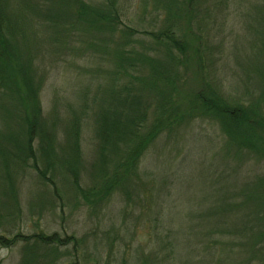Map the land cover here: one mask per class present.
Segmentation results:
<instances>
[{"label":"rangeland","instance_id":"1","mask_svg":"<svg viewBox=\"0 0 264 264\" xmlns=\"http://www.w3.org/2000/svg\"><path fill=\"white\" fill-rule=\"evenodd\" d=\"M83 1L99 6L107 0ZM113 1L132 29L126 35L88 32L67 0H8L14 46L39 83L43 120L56 134L59 159L70 157L67 129L76 119L82 124L83 188L95 181V143L88 122L101 105H110L112 89L119 91L125 82H139L149 113L164 93L169 95V81L177 89L192 90L208 81L264 120V0ZM168 31L195 49L200 45L201 59L198 54L197 60L179 65L166 56L159 46L171 44ZM132 49L146 59H134L138 67L123 60ZM176 91L171 92L173 101ZM230 148L217 120H185L162 132L145 151L136 187L98 203L87 202L76 189L63 161L47 171L55 190L35 170L0 159V231L42 230L76 238L58 252L47 250L24 264H247L249 251L215 248L214 242L233 235L230 228L247 223L248 213L264 203V197L255 198L264 193L259 180L264 178V148ZM7 170L14 176L11 194ZM217 227H226L225 233L211 231ZM24 254L22 241L12 248L0 246V264H23Z\"/></svg>","mask_w":264,"mask_h":264},{"label":"trees","instance_id":"2","mask_svg":"<svg viewBox=\"0 0 264 264\" xmlns=\"http://www.w3.org/2000/svg\"><path fill=\"white\" fill-rule=\"evenodd\" d=\"M67 2L77 21L84 23L85 30L90 33L107 31L113 37L116 33L126 35L129 29L132 30L123 23L113 0H107L99 6L90 5L83 0ZM13 23L8 0H0V159L3 162H12L24 170H35L41 179L52 184L56 190L57 184L53 175H48L47 171L55 170L56 161L63 159H59L55 151L56 134L47 130L43 120L38 95L40 87L35 73L14 46L16 38ZM166 40L171 44H161L159 47L179 65L191 59L197 60L198 54L201 59L200 45L196 49L193 48L192 44L176 39L173 31H168ZM191 50L193 54L190 53ZM143 57L140 52L134 53L132 49L125 53L123 60L129 58V61L137 59L145 62ZM140 62L132 63V67H138ZM184 66L189 67L190 63ZM168 84L169 95L164 93V100L151 113L148 112V106L144 104V98L139 92V82L137 86L125 82L119 91L112 89V107L101 105L93 122H88L92 127L95 143V160L92 162L95 181L89 188H83L80 184L82 124L76 119L67 129L65 144L69 145L70 157L63 162L72 183L87 202H103L117 191L127 193L129 187H136L137 183L142 181L140 158L145 151L162 132L178 128L179 124L188 119L204 116L217 120L232 150L251 148L257 152L262 151L264 120L262 117L255 118V110L243 106L239 100L225 97L208 81H200L199 86L193 88L194 91L192 88L177 89L173 81ZM175 90L178 98L173 101L171 92ZM40 163L45 164L46 168L41 167ZM6 174L11 194L14 192V176L9 170ZM263 179H259L263 183L262 190ZM258 184L260 186V183ZM260 196L264 197V193L258 196L256 194L255 198L260 200ZM18 212L19 215L22 214L21 210ZM250 212L247 223L231 227V236L217 237L214 247L230 246L241 252L247 250L250 253L247 264H264V203H259ZM224 228L226 227L212 228L211 231L221 229L224 232ZM75 240L74 236L62 238L58 232L46 233L42 230L32 234L0 231L1 247L12 248L20 241L24 243L23 264L39 254L45 255L47 250L58 252L60 247H67L71 241L75 243Z\"/></svg>","mask_w":264,"mask_h":264}]
</instances>
